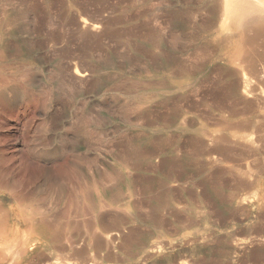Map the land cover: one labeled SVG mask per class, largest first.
Segmentation results:
<instances>
[{
    "label": "rangeland",
    "instance_id": "374dc122",
    "mask_svg": "<svg viewBox=\"0 0 264 264\" xmlns=\"http://www.w3.org/2000/svg\"><path fill=\"white\" fill-rule=\"evenodd\" d=\"M199 1L0 0V264H264V38Z\"/></svg>",
    "mask_w": 264,
    "mask_h": 264
},
{
    "label": "bare ground",
    "instance_id": "6f19581e",
    "mask_svg": "<svg viewBox=\"0 0 264 264\" xmlns=\"http://www.w3.org/2000/svg\"><path fill=\"white\" fill-rule=\"evenodd\" d=\"M196 1L198 2L199 0H196ZM205 1H209L215 6L214 7L215 8V12L218 15L216 21L214 22V23H216V25L219 26V25H221V23H226L229 19H232L233 21L235 20L234 22H236L235 24H237V28H235V29H237V31L243 37H248L250 35L249 38H246V39H248V40L250 39L251 41L256 43V40H260V42H261L262 41L261 38H264V0H205ZM211 23H213V21ZM91 26L96 28L97 25L95 26L94 24H92ZM201 27L203 28L202 25H201ZM213 28H214V26H213ZM215 35H216V38H219V39H223L224 38L223 40H225L229 36V30H226V29L223 30V29L220 28V31L216 30ZM226 40H228V39H226ZM258 62H260V63L257 64L255 61L251 62V68L252 69H251L250 73L252 75H254L256 73L257 69H262V68L264 69V51L260 54ZM256 64H257V66H256ZM189 69H190V67H189ZM185 70H187V68ZM76 73L78 75H80V76H85L86 75L84 72H76ZM190 73H193V72L190 71ZM232 73H233V71H232ZM234 74H235V76L237 78V82H236L237 85H236L235 89L243 97H253L254 99H256V101H258L260 103L264 102V96L263 97L262 96L259 97V94L254 91L253 86H252L251 81H250V77L251 76H249L245 72L244 68L241 69V68L238 67V69L234 70ZM259 108L262 109L260 111H261V113L263 115V121H264V108L263 107H259ZM211 139H212V142L214 144V148L218 147V150H219V147L221 145H224L226 147V145L228 144V145H231V147H232V144H230V142H228L223 137V135H221L220 133L212 134L211 135ZM225 147H224V149H225V152H226L227 149ZM221 148H223V146H221L220 149ZM227 148H229V147H227ZM213 149H211V152L214 151ZM228 151H230V149H228ZM216 152H217V150H216ZM208 153L210 154L209 149H208L207 154ZM118 193H119L118 189H116L115 192H113L114 199L118 198V196H117V198H115ZM119 198H120V196H119ZM116 220H118V219H116ZM119 222H121V221H119ZM112 223L110 225H112ZM115 224L116 225L118 224V226L115 227V228L119 232L120 231L119 223L115 221L113 227L116 226ZM114 235H115V233H114ZM75 259H76V257H75ZM65 263H67V264H77L78 262L77 263L71 262L68 259V260L65 261ZM52 264H58V263L53 262Z\"/></svg>",
    "mask_w": 264,
    "mask_h": 264
}]
</instances>
